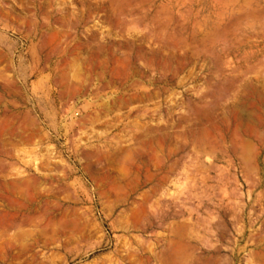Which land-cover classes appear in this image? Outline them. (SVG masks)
<instances>
[{"label": "rangeland", "instance_id": "obj_1", "mask_svg": "<svg viewBox=\"0 0 264 264\" xmlns=\"http://www.w3.org/2000/svg\"><path fill=\"white\" fill-rule=\"evenodd\" d=\"M0 264H264V0H0Z\"/></svg>", "mask_w": 264, "mask_h": 264}]
</instances>
